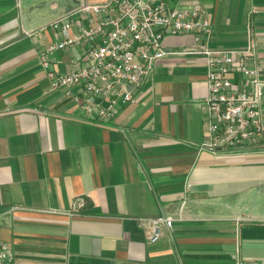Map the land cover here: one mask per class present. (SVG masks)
Instances as JSON below:
<instances>
[{
	"label": "crops",
	"instance_id": "0c3cea01",
	"mask_svg": "<svg viewBox=\"0 0 264 264\" xmlns=\"http://www.w3.org/2000/svg\"><path fill=\"white\" fill-rule=\"evenodd\" d=\"M99 0H0V239L13 264H235L264 259L262 133L230 152L205 138L203 54L179 51L192 34L165 35L157 60L114 118L82 117L52 90L39 51L60 38L48 24ZM209 8V48L254 43L264 82V0H170ZM81 22L73 17L70 33ZM43 27V28H42ZM42 28V29H41ZM78 44L49 55L53 70L80 65ZM170 215L148 242L137 218Z\"/></svg>",
	"mask_w": 264,
	"mask_h": 264
},
{
	"label": "built area",
	"instance_id": "2783aa9c",
	"mask_svg": "<svg viewBox=\"0 0 264 264\" xmlns=\"http://www.w3.org/2000/svg\"><path fill=\"white\" fill-rule=\"evenodd\" d=\"M75 16L81 22L70 33ZM48 26L61 36L39 51L51 89L71 96L82 117L100 124L111 121L133 99L157 60L172 53L162 44L165 35L192 34L193 44L175 52L203 54L205 59V138L196 144L197 150L230 152L257 143L262 133L264 82L253 64L254 43L234 50L209 48L207 6H178L170 0H99L84 2ZM78 44L86 46L80 65L65 73L53 70L49 55ZM173 220L165 214L137 218L148 242L156 241L162 227H170ZM0 264H13L8 243L2 239ZM235 264H264V259L237 257Z\"/></svg>",
	"mask_w": 264,
	"mask_h": 264
},
{
	"label": "rangeland",
	"instance_id": "374dc122",
	"mask_svg": "<svg viewBox=\"0 0 264 264\" xmlns=\"http://www.w3.org/2000/svg\"><path fill=\"white\" fill-rule=\"evenodd\" d=\"M172 5H174V4H172Z\"/></svg>",
	"mask_w": 264,
	"mask_h": 264
}]
</instances>
